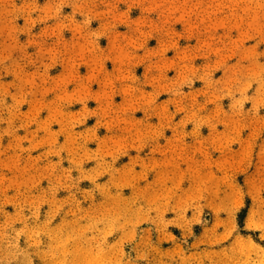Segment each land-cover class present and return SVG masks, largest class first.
I'll list each match as a JSON object with an SVG mask.
<instances>
[{
	"label": "rangeland",
	"instance_id": "rangeland-1",
	"mask_svg": "<svg viewBox=\"0 0 264 264\" xmlns=\"http://www.w3.org/2000/svg\"><path fill=\"white\" fill-rule=\"evenodd\" d=\"M0 264H264V0H0Z\"/></svg>",
	"mask_w": 264,
	"mask_h": 264
}]
</instances>
